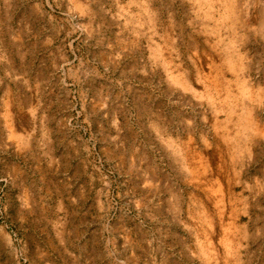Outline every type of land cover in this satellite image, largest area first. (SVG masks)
I'll use <instances>...</instances> for the list:
<instances>
[{"label": "rangeland", "instance_id": "rangeland-1", "mask_svg": "<svg viewBox=\"0 0 264 264\" xmlns=\"http://www.w3.org/2000/svg\"><path fill=\"white\" fill-rule=\"evenodd\" d=\"M0 264H264V0H0Z\"/></svg>", "mask_w": 264, "mask_h": 264}, {"label": "bare ground", "instance_id": "bare-ground-1", "mask_svg": "<svg viewBox=\"0 0 264 264\" xmlns=\"http://www.w3.org/2000/svg\"><path fill=\"white\" fill-rule=\"evenodd\" d=\"M252 130V129H251Z\"/></svg>", "mask_w": 264, "mask_h": 264}]
</instances>
